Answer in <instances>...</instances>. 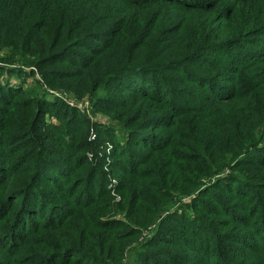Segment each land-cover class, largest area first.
Masks as SVG:
<instances>
[{
	"label": "trees",
	"instance_id": "obj_1",
	"mask_svg": "<svg viewBox=\"0 0 264 264\" xmlns=\"http://www.w3.org/2000/svg\"><path fill=\"white\" fill-rule=\"evenodd\" d=\"M4 46L14 59H0V264H118L164 216L174 238H208L183 253L163 237L143 246L147 259H195L202 246V264H264V153L246 159L263 149L264 0H4ZM31 67L122 123L118 159L98 156L104 133L92 139L79 108L39 81L27 91ZM238 166L245 179H227L239 187L203 188ZM185 198L195 217L176 212Z\"/></svg>",
	"mask_w": 264,
	"mask_h": 264
},
{
	"label": "rangeland",
	"instance_id": "obj_2",
	"mask_svg": "<svg viewBox=\"0 0 264 264\" xmlns=\"http://www.w3.org/2000/svg\"><path fill=\"white\" fill-rule=\"evenodd\" d=\"M2 1L4 0H0V5L2 3ZM14 53V49L10 46H4L0 49V59L2 60H7L14 59L13 56ZM1 65L4 64L5 62H0ZM0 67H3L1 66ZM27 71H35V75L33 77H30L28 79V83L26 84L25 88L27 89L28 92L30 93H39V89L37 88V85L34 81H39L40 80V75L38 74L37 70H33V67L25 69ZM18 77L14 78V77H9L7 74H4L1 77V80H9L11 81V83H21V81L19 80ZM40 83H42L44 85L45 90H47L49 92V94L51 95V93L53 95H51L55 100H60V102H66L69 103L71 106L77 107L79 108L82 113L86 114V117L89 120L93 121V131H92V139H95L98 136V131H103L104 135L101 136L99 139H97V142L99 144V151L97 152L99 157L102 158H107L106 161H108V163L110 162L109 157H113V155L115 156V150L121 148V146H123L126 142V137H127V133L125 132L123 125L120 121H118L117 119L115 120L112 117L107 116L106 114H104L100 107L97 105L95 106V103H97L96 100H90V98H85L83 100H79V99H75L73 97L72 94H70V92H68V95L62 93L63 91H59V90H55L51 87H49L46 83L39 81ZM171 91V88H166V91ZM105 94V91L102 89L99 92L100 96H103ZM48 121H54L53 118L51 116L47 117ZM258 137H260V147L263 149H259L256 148L255 154H251L250 156H248L247 161H255L257 159H259L260 157H262V153H264V136H263V130H259L258 133ZM126 138V139H125ZM112 153V155H111ZM111 155V156H110ZM121 156L118 155L116 157H113L111 159H118V157ZM245 156H243L242 158H240L238 160V163L242 164V163H246L245 161ZM244 159V160H243ZM250 167H247L246 170H249V173L251 175H255V173L250 171ZM260 171H264L263 169L260 168ZM232 175V176H231ZM237 176L239 178L245 179L246 175L244 174V168L243 167H233V168H228L227 170L224 171V173L221 176L215 177L209 181H207L204 185L203 188L207 189L208 187H210L211 185H215L217 187H219L220 190L226 189V188H230V187H239V184H236L234 186V183L232 180H228V177H232L234 178V176ZM217 183V184H215ZM218 191V190H217ZM210 194V193H209ZM210 196V195H209ZM214 196V195H213ZM212 196V197H213ZM215 197V196H214ZM212 198L208 197V203L209 205H211V207H215L216 205L212 203L211 201ZM215 205V206H214ZM149 207L148 204H142V209H145ZM182 207V208H180ZM180 208V209H178ZM176 212L182 211V213H186V215H190L195 217V213H194V204H193V198H185L184 201H180L178 202L176 200V206H175ZM118 212V211H116ZM237 213V212H236ZM235 212L232 213L236 214ZM238 213H241L240 211ZM141 214V213H140ZM165 216L163 218H160L159 220H157L150 228H145L143 230L142 228V235L138 238L137 241H135L134 243H130V245L128 246V252L125 253L124 258L118 263V264H171L170 261H177L178 264H202L201 260L198 259L199 257V252L200 250L203 248L201 246L200 250H196L198 251V253H196V260L194 259V255L191 259L188 260L189 255L186 256H178V254H174V255H169V253L166 254H162V258L159 257L156 254H153L151 256V258L147 259L146 255H143V253L147 252L146 249L143 248V246L145 245H154V244H158L161 242V239L163 237H169L171 238L172 242L170 243V245H172V249H177L180 250L181 252L185 253L187 251V248H189V245H197L200 237H202L203 239H207L208 238V233L206 234V232H202L199 230V228H196V230H198L197 232L194 231V234H192L191 236H184V238H182L181 236L179 237H175L174 235H172V233L169 231L170 227H172L171 225L164 224V219ZM224 217L223 216H219L217 218L218 221H221ZM128 219V216H126L125 214H115L112 216V220H117L120 223H126ZM140 223V222H138ZM132 227H135V229H137V231L140 230L141 226H137L136 224L134 225L131 224ZM202 232V233H201ZM170 233V234H168ZM178 236V235H176ZM233 237V236H231ZM249 237V236H248ZM212 238V237H211ZM258 242V240H256ZM228 239L226 241H224V243H227ZM217 243V241H216ZM173 253V252H170ZM152 254V253H151ZM195 260V261H193ZM220 262L219 258H214V263L218 264Z\"/></svg>",
	"mask_w": 264,
	"mask_h": 264
}]
</instances>
